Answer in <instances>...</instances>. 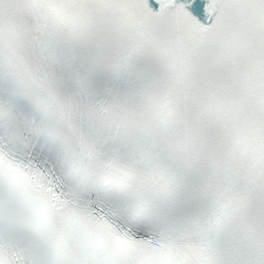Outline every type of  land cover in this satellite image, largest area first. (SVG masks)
<instances>
[{"label": "snow or ice", "instance_id": "snow-or-ice-1", "mask_svg": "<svg viewBox=\"0 0 264 264\" xmlns=\"http://www.w3.org/2000/svg\"><path fill=\"white\" fill-rule=\"evenodd\" d=\"M0 264H264V0H0Z\"/></svg>", "mask_w": 264, "mask_h": 264}]
</instances>
